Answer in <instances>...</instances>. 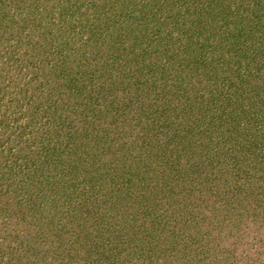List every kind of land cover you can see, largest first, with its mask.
Here are the masks:
<instances>
[{
	"label": "trees",
	"instance_id": "1",
	"mask_svg": "<svg viewBox=\"0 0 264 264\" xmlns=\"http://www.w3.org/2000/svg\"><path fill=\"white\" fill-rule=\"evenodd\" d=\"M171 1L186 37L97 14L82 40L68 2L0 0V82L60 52L22 91L50 122L0 156V264H264V0Z\"/></svg>",
	"mask_w": 264,
	"mask_h": 264
},
{
	"label": "rangeland",
	"instance_id": "2",
	"mask_svg": "<svg viewBox=\"0 0 264 264\" xmlns=\"http://www.w3.org/2000/svg\"><path fill=\"white\" fill-rule=\"evenodd\" d=\"M63 6H67L66 16H70L72 25L76 23V28L71 34L72 38L77 37L82 40L88 37L87 31L88 26L95 25L100 22L101 19L106 20V16H113L114 20L118 25L121 23H129L131 20L136 21L144 18V21L148 24L149 27L148 33L151 37L154 36L156 39L157 35V27L161 28V32L163 34L169 35L173 34L172 39L175 37H186L187 34L185 30H183L184 26L179 23L173 22V17L177 14L176 9L171 10L169 12L168 5H173L171 0H62ZM76 1V5H69L68 3ZM169 1V3H168ZM66 2L67 5H64ZM55 3V2H54ZM73 4V3H70ZM62 5V4H61ZM79 6V7H78ZM115 7H117L115 11ZM75 13V14H74ZM97 14L106 15L105 17H99ZM182 14V12L180 13ZM117 18H116V17ZM77 18H80L85 21H81ZM53 19V18H52ZM68 19V17H66ZM80 21V23L78 21ZM87 20V21H86ZM53 21V20H52ZM109 21V20H107ZM183 30V33L180 32L179 28ZM175 30V31H173ZM89 33V32H88ZM184 34V35H183ZM158 35H161L158 34ZM70 36L69 34H65V37ZM125 43L124 39L120 40ZM155 43V41H153ZM153 45L155 46V44ZM78 43L76 55L71 53L72 58L76 57L82 48H79ZM175 46V44H173ZM168 48V47H167ZM12 47L9 45L6 46L3 51L9 53ZM71 51L73 48L68 47ZM175 49V50H174ZM166 50V49H165ZM52 52L46 54L44 58H40L38 63L31 64L28 67L26 61L32 60L28 56H24V50L22 49L21 54H15V52L9 54L13 55L11 61H8V65L12 67V75L11 77L6 78L3 82H0V156L8 154L9 151H14L23 145L24 143H28L29 138L31 137L30 130H26V118L29 116L30 119L39 118V130L43 129V126H46L51 118L49 114L44 113V111L37 107L38 102L35 99V95L33 93H27V97L22 94V91L25 90L26 87L33 88L34 90L38 89V86L41 88L45 87L44 83L48 80V78L52 77L50 74V70L52 66L55 64L56 58L55 55L58 56L60 54L59 49L54 48L51 50ZM61 51V50H60ZM163 51V50H161ZM167 51H170L171 54L161 53L158 54L155 52V48H152V55L146 57L148 65L147 67L151 70H165L170 76L174 71L171 69V63L177 60L180 56L177 52L176 48H168ZM19 53V52H16ZM108 54V52L106 53ZM114 54L113 50H111L109 56ZM163 54H165L163 56ZM6 55V54H3ZM117 59H120L119 56H116ZM108 59H111L110 57ZM116 59V60H117ZM35 61V60H32ZM182 63L185 60L181 61ZM3 66L7 65L6 59L1 63ZM33 65V66H32ZM162 67L159 69L158 67ZM30 70V71H29ZM84 70V69H83ZM52 82V81H50ZM53 86L60 87L59 84L52 82ZM60 83V82H59ZM94 83V82H93ZM92 83V84H93ZM52 96L55 98L50 99V103H59L63 102L64 105H67L69 101V97H61L58 96L57 92H53ZM56 97L60 98L57 99ZM74 98V97H73ZM75 99V98H74ZM74 101V100H73ZM97 104V103H94ZM27 114V115H26ZM146 119V111L142 117ZM41 128V129H40Z\"/></svg>",
	"mask_w": 264,
	"mask_h": 264
}]
</instances>
